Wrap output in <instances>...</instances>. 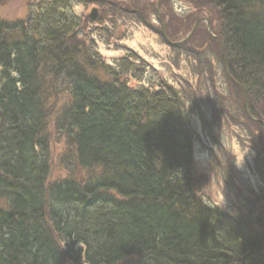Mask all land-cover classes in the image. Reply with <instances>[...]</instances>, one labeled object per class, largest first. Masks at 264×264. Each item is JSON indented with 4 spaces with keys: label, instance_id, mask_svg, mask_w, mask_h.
<instances>
[{
    "label": "trees",
    "instance_id": "16d2710c",
    "mask_svg": "<svg viewBox=\"0 0 264 264\" xmlns=\"http://www.w3.org/2000/svg\"><path fill=\"white\" fill-rule=\"evenodd\" d=\"M74 1L39 0L0 21V264H264L253 222L197 195L190 118L204 121V108L223 117L216 90L145 83L132 52L98 59ZM208 1L224 76L264 128V0ZM60 91L68 159L87 173L49 182L46 101L55 108Z\"/></svg>",
    "mask_w": 264,
    "mask_h": 264
},
{
    "label": "rangeland",
    "instance_id": "374dc122",
    "mask_svg": "<svg viewBox=\"0 0 264 264\" xmlns=\"http://www.w3.org/2000/svg\"><path fill=\"white\" fill-rule=\"evenodd\" d=\"M38 1L0 0V21L23 19ZM93 7L99 19L91 21L88 14ZM73 10L89 22L88 33L81 38L85 46L93 44L95 57L105 63L113 64L132 52L138 63L144 62L140 66L146 69L145 83L164 80L194 96L216 90L226 110L222 113L225 120L206 108L204 121L195 115L190 118L197 195L208 205L250 219L264 235V128L250 117V99L244 87L224 76L228 63L217 7L208 0H77ZM62 91L53 101L55 108L46 101L49 182L68 176L81 178L87 173L80 167L71 168L65 137L57 125L61 105L67 101ZM253 102L259 104L256 98ZM226 120L231 123L225 125Z\"/></svg>",
    "mask_w": 264,
    "mask_h": 264
},
{
    "label": "water",
    "instance_id": "95a60500",
    "mask_svg": "<svg viewBox=\"0 0 264 264\" xmlns=\"http://www.w3.org/2000/svg\"><path fill=\"white\" fill-rule=\"evenodd\" d=\"M88 16L90 17L91 20H95L96 17H97V10H96V8H92L91 11L89 12V15ZM183 40H181V41H183ZM257 209H255L254 212H256ZM253 217H254V215H252V218Z\"/></svg>",
    "mask_w": 264,
    "mask_h": 264
}]
</instances>
